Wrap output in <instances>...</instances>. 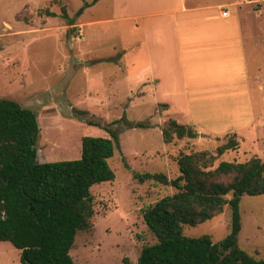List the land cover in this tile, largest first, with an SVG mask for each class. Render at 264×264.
Returning a JSON list of instances; mask_svg holds the SVG:
<instances>
[{"label": "rangeland", "instance_id": "1", "mask_svg": "<svg viewBox=\"0 0 264 264\" xmlns=\"http://www.w3.org/2000/svg\"><path fill=\"white\" fill-rule=\"evenodd\" d=\"M236 1L242 8L240 19L247 20L242 25L264 29V6L256 13L259 1ZM87 2L0 0V98L16 100L37 112L40 163L79 159L84 136L110 137L105 128L118 132L120 146L110 159L116 178L92 187L95 213L91 228L77 234L70 254L73 264H125V259L138 264L143 247L157 242L143 210L174 189L153 180L141 182L135 174L162 172L169 179L175 178L180 153L204 149L215 152L233 134L239 147L220 160L245 162L257 156L264 162V96L254 99V128H229L250 118L236 115L245 110L237 104L226 108L222 120L195 121L192 125L200 133L198 138L165 143L162 130L170 118L188 123L178 114V108L167 113L169 108L158 104L151 86L139 83L135 74L130 79L122 76L117 57L109 62L100 59L114 55L122 39L113 30L108 32L106 24L86 26L88 19H102L106 13L102 7L86 8ZM46 9L57 16H48ZM89 56L96 60L85 65V61H92ZM138 123L146 127H137ZM212 129L217 130L216 134L209 131ZM240 213L238 244L251 256L263 259L264 195L242 196ZM231 229L232 210L227 205L211 220L197 226L185 225L184 233L190 237L208 234L216 243L224 240ZM0 264H23L21 251L10 242L0 241Z\"/></svg>", "mask_w": 264, "mask_h": 264}, {"label": "trees", "instance_id": "2", "mask_svg": "<svg viewBox=\"0 0 264 264\" xmlns=\"http://www.w3.org/2000/svg\"><path fill=\"white\" fill-rule=\"evenodd\" d=\"M45 13L57 16L49 9ZM63 14L68 17L65 8ZM105 129L110 137L82 138L81 158L40 163L37 112L0 98V241L20 250L23 264H73L70 252L76 236L91 228L95 213L92 187L116 178L110 159L120 146L118 132ZM162 135L169 144L175 139H196L200 133L193 125L170 118ZM238 147L233 134L215 152L180 153L178 175L172 179L162 172L135 174L141 182L153 180L174 189L143 210L157 242L143 247L138 264H264V258L251 256L238 244L241 198L264 195V162L257 156L245 162L220 160ZM227 205L232 210V229L224 240L215 243L208 234L184 233L185 225L211 220ZM124 262L130 264L128 259Z\"/></svg>", "mask_w": 264, "mask_h": 264}, {"label": "crops", "instance_id": "3", "mask_svg": "<svg viewBox=\"0 0 264 264\" xmlns=\"http://www.w3.org/2000/svg\"><path fill=\"white\" fill-rule=\"evenodd\" d=\"M257 1L260 13L264 0ZM237 3L89 0L86 8L102 7L106 13L102 19H88L86 26L106 24L108 32L121 37L118 51L100 59L117 57L122 76L135 74L139 83L151 86L158 104L168 105L167 113L178 108L192 125L199 119L222 120L227 107L239 104L246 111L236 115L250 118L229 128L250 129L255 124L254 99L264 96V29L244 27L247 20L240 19ZM221 7L228 9V16ZM91 60L93 64L96 59Z\"/></svg>", "mask_w": 264, "mask_h": 264}, {"label": "built area", "instance_id": "4", "mask_svg": "<svg viewBox=\"0 0 264 264\" xmlns=\"http://www.w3.org/2000/svg\"><path fill=\"white\" fill-rule=\"evenodd\" d=\"M223 15L224 16H228L229 15V12L227 10H224Z\"/></svg>", "mask_w": 264, "mask_h": 264}, {"label": "water", "instance_id": "5", "mask_svg": "<svg viewBox=\"0 0 264 264\" xmlns=\"http://www.w3.org/2000/svg\"><path fill=\"white\" fill-rule=\"evenodd\" d=\"M85 65H91V61H86Z\"/></svg>", "mask_w": 264, "mask_h": 264}]
</instances>
